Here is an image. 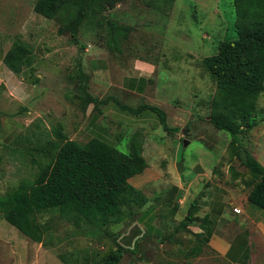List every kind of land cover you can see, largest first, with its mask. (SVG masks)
<instances>
[{
	"label": "rangeland",
	"instance_id": "374dc122",
	"mask_svg": "<svg viewBox=\"0 0 264 264\" xmlns=\"http://www.w3.org/2000/svg\"><path fill=\"white\" fill-rule=\"evenodd\" d=\"M234 1L123 0L104 12L89 11L81 32L85 37L94 33L95 39L105 44L109 22L127 27V33L119 42L121 53L118 54L122 60L128 63L148 59L155 63L167 98L178 101L182 112L190 111L194 119L199 120L201 115L211 112L213 96H220L217 83L202 67L201 61L217 55L222 43L238 39ZM35 3L36 0H0V194L16 189L24 180L35 178L38 164L43 161L42 143L54 138L55 128L62 127L71 139L83 141L77 133L82 118L74 99L78 95L73 63L66 65L67 68L53 80L38 82L34 96L27 99L18 93L20 86L26 88L28 82L23 84V76L13 74L3 63L5 54L16 41H24L38 57L49 54L50 61L60 57L59 53H53V48L72 45L64 39L65 31L57 26V21L35 13ZM46 63L41 65H48ZM33 78L36 79V75ZM39 80L44 81L43 78ZM256 112L261 128L264 126V93L257 102ZM182 115L183 121L186 114ZM72 119L76 123H72ZM179 121L170 117L169 124L175 126ZM222 134L231 140L229 134ZM191 135L190 146L179 143L180 160H217L224 155L209 148L211 141L198 139L194 131ZM130 142L131 137L124 136L116 148L129 154ZM162 142L168 144L167 139ZM176 145L177 142L171 140V146ZM245 146L248 148L249 144L246 142ZM248 149L251 151L250 147ZM42 221H49L52 237L48 240L49 246L33 243L6 220L0 221V264H63L59 255L68 252L77 253L79 257L88 255L94 260L103 257L113 245L108 237L101 241L80 235L71 237L77 229L55 212L45 214ZM174 248L179 251L170 255L171 264H192L185 256L189 244L184 242Z\"/></svg>",
	"mask_w": 264,
	"mask_h": 264
},
{
	"label": "crops",
	"instance_id": "0c3cea01",
	"mask_svg": "<svg viewBox=\"0 0 264 264\" xmlns=\"http://www.w3.org/2000/svg\"><path fill=\"white\" fill-rule=\"evenodd\" d=\"M54 21L63 28L67 25L68 14H61ZM90 34L93 37L83 36L80 28L78 46L64 44L59 49L53 48V53L60 54V59L54 61L49 60V54L38 57L33 52L21 76L23 84L28 82L27 87L34 85L30 88L20 86L18 94L26 99L34 96L37 78L44 79L39 81L42 84L53 80L67 68L66 65L73 63L76 71L82 67L88 93L97 100L107 101L99 106V111L91 104L86 112H80L82 123L77 131L78 138L83 143L96 138L117 147L124 136L143 133V155L148 167L129 182L146 196L147 203L127 225L112 227L119 235L118 242L125 248L133 249L141 239L139 255L126 253L117 264H171L170 255L179 251L174 247L185 242L190 251L197 245L195 236L198 235L207 245L197 257L185 254L192 264H264V210L249 203L253 188L251 176L239 159L229 154L231 140L228 136L211 124L209 114L195 120L190 111L182 112L178 101L169 100L155 63L148 59L127 63L113 46L99 43L94 33ZM64 36L69 41V32ZM43 63L48 65H41ZM149 107L164 112L166 124L172 131L166 130L160 114ZM183 113L186 118L182 121ZM69 117L71 119L72 115ZM170 117L180 120V124L170 126ZM71 122L76 123V120ZM193 131L198 139L213 143H208L209 148L224 155L217 160H180L179 143L190 146ZM165 139L168 144L162 142ZM171 140L177 142L175 147L171 146ZM246 142L251 150L246 147L249 153L264 166V126L254 128ZM188 215L197 221L189 225L188 231L176 232ZM168 236L173 237L162 241Z\"/></svg>",
	"mask_w": 264,
	"mask_h": 264
},
{
	"label": "trees",
	"instance_id": "16d2710c",
	"mask_svg": "<svg viewBox=\"0 0 264 264\" xmlns=\"http://www.w3.org/2000/svg\"><path fill=\"white\" fill-rule=\"evenodd\" d=\"M121 1L36 0L34 11L48 20L68 14L67 25L61 30L69 32V41L78 46L79 30L89 11L104 12ZM234 6L238 39L222 43L217 55L201 61L202 67L217 83L220 94L213 96L208 114L216 129L231 136L229 154L237 157L248 169L253 185L249 203L264 210V166L245 146L246 139L259 125L256 106L264 93V0H235ZM108 26L105 44L121 53L120 37L127 33L128 28L117 22H109ZM32 55L28 44L16 41L5 54L3 63L9 71L21 76ZM81 68L79 66L75 72L76 105L81 112H86L91 104L99 111V106L107 101L97 100L88 93L87 78ZM72 78L75 79V75ZM39 81L37 78L36 82ZM149 109L160 114L166 130L172 131L162 110ZM53 131L54 138L43 141L41 149L38 148L43 161L38 164L35 178L24 180L16 189L0 194V221L6 220L33 243L49 246L48 240L52 238L49 221L43 222L42 219L45 214L55 212L77 229L71 237L80 235L92 241L108 237L112 240L111 250L101 258L92 259L93 264H117L126 253L138 256L141 239L137 240L133 249L125 248L118 242L119 235L112 231V227L127 225L147 203L146 196L129 182L148 167L143 155V133L132 135L130 152L125 154L96 138L87 143L71 140L62 127ZM242 148L247 153V162L241 157ZM195 221L196 218L188 215L176 232L188 231L189 225ZM172 237L161 238L166 241ZM195 238L197 245L188 251V257L199 256L207 245L202 236ZM139 258L143 259L142 256ZM59 259L63 264H92L91 256L79 257L74 252L62 253Z\"/></svg>",
	"mask_w": 264,
	"mask_h": 264
},
{
	"label": "water",
	"instance_id": "95a60500",
	"mask_svg": "<svg viewBox=\"0 0 264 264\" xmlns=\"http://www.w3.org/2000/svg\"><path fill=\"white\" fill-rule=\"evenodd\" d=\"M185 135H187V133H185ZM241 157H242V159H243L245 162L248 161L247 153H246L245 149H243V148H242V150H241Z\"/></svg>",
	"mask_w": 264,
	"mask_h": 264
}]
</instances>
